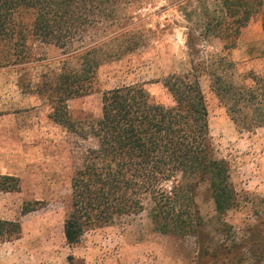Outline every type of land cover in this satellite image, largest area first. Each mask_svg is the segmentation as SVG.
<instances>
[{"label":"trees","instance_id":"trees-1","mask_svg":"<svg viewBox=\"0 0 264 264\" xmlns=\"http://www.w3.org/2000/svg\"><path fill=\"white\" fill-rule=\"evenodd\" d=\"M193 3L180 6L191 25L186 34L189 68L163 81L173 105L154 101L142 84L122 85L103 93L98 118L75 120L68 102L93 91L101 64L136 52L149 43L150 35L156 36L143 16L149 1L0 0V66H31L37 45L69 55L59 73L46 71L36 83L37 93L51 106V119L87 143L73 165L64 222L68 245L79 244L85 234L121 218L147 213L155 232L195 238L199 264H248L264 251L254 233L242 243L211 246L194 195L207 184L219 216L239 205L228 162L214 156L201 84L210 74L213 88L220 89L223 71L198 59L196 43L199 38L221 41L231 52L243 30L260 15L264 32V0H197L195 7ZM258 50L264 57V39ZM248 76L254 85L229 83V102L234 99L229 106L246 100L251 114L263 122L264 77L253 72ZM19 190V178L0 174L1 192ZM40 206L39 201L33 207L26 204L23 214ZM21 231L19 221L0 220L2 240L18 239Z\"/></svg>","mask_w":264,"mask_h":264},{"label":"rangeland","instance_id":"rangeland-1","mask_svg":"<svg viewBox=\"0 0 264 264\" xmlns=\"http://www.w3.org/2000/svg\"><path fill=\"white\" fill-rule=\"evenodd\" d=\"M148 1L143 16L156 36L150 35L149 43L136 52L101 64L93 91L68 102L75 120L98 118L103 93L122 85L142 84L154 101L173 105L163 81L189 68L186 34L191 25L180 11L188 0ZM263 39L260 15L243 30L237 48L231 52L221 41L199 38L196 43L201 51L198 59L205 58L211 67L223 71L220 89L213 88L210 74L201 78V84L209 109L214 156L228 162L239 203L219 216L208 185L201 184L194 191L214 247L242 243L253 233L259 234L256 238L264 244V121L255 119L246 100L229 106L234 103L232 98L229 102L230 82L251 86L250 72L264 77V57L258 50ZM67 60L69 55L61 50L37 45L30 68L0 66V174L20 179L19 191H0V220L19 221L22 226L18 239L0 238V264H199L195 238L155 232L147 213L91 231L75 246L67 244L64 222L73 165L76 153L87 143L51 119L49 102L36 91L38 77L46 71L59 73ZM75 62L70 60L72 68ZM36 201L42 206L23 214V207H33ZM258 252L248 264H264V251Z\"/></svg>","mask_w":264,"mask_h":264}]
</instances>
